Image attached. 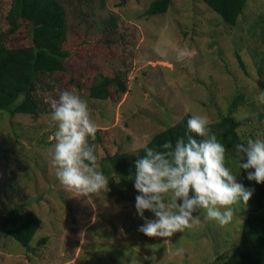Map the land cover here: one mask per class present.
Wrapping results in <instances>:
<instances>
[{"label": "rangeland", "instance_id": "rangeland-1", "mask_svg": "<svg viewBox=\"0 0 264 264\" xmlns=\"http://www.w3.org/2000/svg\"><path fill=\"white\" fill-rule=\"evenodd\" d=\"M154 1L64 0L68 38H86L89 54L78 53L65 61V71L39 77L37 117L0 111V225L15 208L32 210L43 221L30 250L0 234V264H213L238 244L249 202L257 207L259 202L236 152L229 168L254 189L247 206L238 205L225 225L205 219L201 211L197 227L166 241L139 231L145 221L135 207L140 194L134 187L135 162L140 149L186 114L207 117L212 131L236 94L245 95L233 115L242 123L241 139L264 140V104L255 99L264 91V0H248L236 27L204 0H172L167 13L146 16ZM0 3L3 37L12 0ZM24 30L7 45H30L29 28ZM101 74L127 82L129 92L119 103L91 99L86 89L72 85V77L98 83ZM62 90L87 101L99 130L89 143L110 190L89 201L67 191L52 164L58 125L51 101ZM145 217L156 218L150 211Z\"/></svg>", "mask_w": 264, "mask_h": 264}, {"label": "clouds", "instance_id": "clouds-1", "mask_svg": "<svg viewBox=\"0 0 264 264\" xmlns=\"http://www.w3.org/2000/svg\"><path fill=\"white\" fill-rule=\"evenodd\" d=\"M183 53H181V57ZM264 104V91L255 98ZM51 118L57 122L52 164L61 185L77 197L92 200L107 193L109 181L98 171L97 155L89 139L94 140L98 126L88 103L69 90L51 101ZM193 135L178 137L175 145L163 143V151L145 148L135 162L134 187L136 210L145 223L139 228L149 237L171 238L201 223L198 215L219 225L230 223L238 205L247 206L254 189L245 187L226 166V147L211 132L207 117L193 115L187 121ZM238 167L247 171V179L264 184V140L248 139L235 145ZM254 170V171H252ZM156 217L148 219L145 212ZM183 249H177V255Z\"/></svg>", "mask_w": 264, "mask_h": 264}, {"label": "trees", "instance_id": "trees-1", "mask_svg": "<svg viewBox=\"0 0 264 264\" xmlns=\"http://www.w3.org/2000/svg\"><path fill=\"white\" fill-rule=\"evenodd\" d=\"M204 1L231 27L238 25L248 3V0ZM171 4L172 0H156L145 11V15L165 14ZM74 8L77 12L83 13L77 6ZM6 18L10 28L4 31L3 37L0 35V111H8L11 117L18 114L37 117L39 105L34 94L39 77L65 71V61L78 53L89 54L87 40L83 37L68 38V11L64 0H12V8ZM25 28H29L30 45L9 47L7 41L12 42L17 36L22 35ZM10 36L15 37L9 39ZM71 81L77 90L86 89L91 99L119 103L129 92L127 82L110 75L101 74V81L98 83H94V80H91V83L90 81L84 83L79 79L75 80L74 77ZM261 84L264 86L263 83ZM244 104L245 95L236 94L229 105L228 114L218 124L211 126V132L226 147L227 167H229V158L237 159L235 145L241 143L246 145L238 132L242 123L233 116L238 107ZM191 117V114H186L178 124L156 134L144 148L139 150L138 156L143 157L146 154V147L163 151L160 147L163 143L171 141L175 145L178 137L183 136L186 139L187 135H193L199 140L200 137L188 130L187 121ZM260 118L264 121V114H261ZM120 172L124 175V172ZM252 184L255 188L254 201L258 200L259 205L255 206L253 200L249 202L252 207L245 216L238 244L230 253L216 258L213 264H264V210L261 212L258 210L259 207H264L262 203L264 184L255 181H252ZM38 202L42 201L38 198ZM42 225L43 221L36 212L15 208L3 218L0 234L30 250L33 239ZM47 241L48 238L45 237L39 241V244H45Z\"/></svg>", "mask_w": 264, "mask_h": 264}]
</instances>
